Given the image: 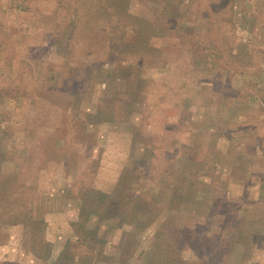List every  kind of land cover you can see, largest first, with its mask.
<instances>
[{
	"label": "rangeland",
	"instance_id": "1",
	"mask_svg": "<svg viewBox=\"0 0 264 264\" xmlns=\"http://www.w3.org/2000/svg\"><path fill=\"white\" fill-rule=\"evenodd\" d=\"M0 264H264V0H0Z\"/></svg>",
	"mask_w": 264,
	"mask_h": 264
}]
</instances>
